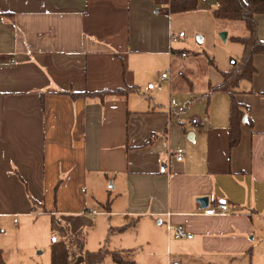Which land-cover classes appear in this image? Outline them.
Returning a JSON list of instances; mask_svg holds the SVG:
<instances>
[{"label": "crops", "instance_id": "0c3cea01", "mask_svg": "<svg viewBox=\"0 0 264 264\" xmlns=\"http://www.w3.org/2000/svg\"><path fill=\"white\" fill-rule=\"evenodd\" d=\"M167 6V0H0L2 253L22 239L20 221L36 212L89 213L129 233L119 249L138 246L145 257L138 264H264V55L254 56L256 72L239 84L236 99L249 108L251 124H241L231 149L229 96L209 88L241 56L232 37L247 30L242 22L214 19L216 0L181 13ZM256 19L264 40V14ZM173 55L193 59L181 64ZM148 56L166 62L170 74L184 75L202 57L206 67L201 82L190 70L184 88L160 76L169 79L163 93L146 97L143 84H161L149 75ZM129 87L135 89L103 98L67 93ZM172 98L199 103L197 117H182ZM177 147L181 160L172 154ZM217 203L228 212L203 213ZM169 224L182 225L186 236L173 237Z\"/></svg>", "mask_w": 264, "mask_h": 264}, {"label": "rangeland", "instance_id": "374dc122", "mask_svg": "<svg viewBox=\"0 0 264 264\" xmlns=\"http://www.w3.org/2000/svg\"><path fill=\"white\" fill-rule=\"evenodd\" d=\"M231 24H241V22L234 21ZM236 30L239 31V28ZM198 36L202 37L199 34ZM219 42L221 43L223 41L220 39ZM228 44L229 43H225L224 45L230 46ZM238 46L240 45L238 44ZM204 51L209 53L207 50ZM191 54L193 53L191 52ZM146 59L148 60L147 66L149 75L152 78L158 77L159 83H161L160 85H154L153 83L143 84L140 92L144 93L146 97H150L154 91L163 93L164 89L160 88L162 82L168 83L171 77L176 79L179 87L184 88L188 85L186 77L190 70L193 71V73H196L197 76L199 75L200 79L206 67L204 64L205 57H202L201 59H198L196 68L187 66V69L189 70H185L184 75H180L176 72L170 74L168 64L166 65V62H161L158 56H148ZM173 59L183 64V61L193 58L188 57L184 59L173 55ZM162 72H164L166 76H169L168 80L162 81L161 79L160 81ZM194 84L198 85L196 82ZM197 87L198 86H196V88ZM199 106L200 104L194 101L187 105L181 104V101H179V105L177 104L175 109L180 111L182 117H188V119H191L192 117H197L195 116V111ZM195 119L198 120L199 118ZM98 208L96 207V209ZM98 210L101 211L100 208ZM106 218L107 217L104 215L98 214L91 216L89 213H83L78 216L52 217L49 213L36 212L35 217L20 221L22 225L24 224L22 228V239L17 244H10L7 247L4 246L5 250H3L4 252L2 253L4 262L5 264H81L83 253L85 251L92 252L97 251L100 248H104L108 251H123L119 249V247L127 242V239H129V233L115 232L112 228L110 230V228H108L109 225L106 222L108 219ZM70 234H75L77 237L83 238L84 244L82 249H79L76 245L77 242L75 238L70 239L68 237ZM69 241L71 243H69ZM137 247L126 255V258L134 260L135 264H138L140 260L143 261L145 258L140 255ZM145 248L146 246L142 248V252ZM116 263L117 262H115L109 254L106 255L103 261L99 264Z\"/></svg>", "mask_w": 264, "mask_h": 264}, {"label": "trees", "instance_id": "16d2710c", "mask_svg": "<svg viewBox=\"0 0 264 264\" xmlns=\"http://www.w3.org/2000/svg\"><path fill=\"white\" fill-rule=\"evenodd\" d=\"M200 0H167V12L181 13L194 10L198 7ZM202 1V0H201ZM206 1V0H203ZM217 6L212 10V16L216 20L240 21L244 24L247 35L243 37L235 36L232 39L242 45V54L237 59H233L231 66L226 71H221L222 81L215 86H210L209 91L224 92L229 96V148H233L240 141V126L243 124V116L248 112V107H243L236 99L239 84L244 80H251L256 72L253 59L257 54L264 55V40L258 37V22L256 16L264 14V0H216ZM210 64L215 66L212 56H208ZM216 67V66H215ZM134 87L127 89L99 90V91H80L67 92L72 98L81 97H105L107 95H125ZM246 123L251 124L249 117ZM68 237L75 238L79 249L83 248V238L70 234ZM67 237V238H68ZM69 243H71L69 241ZM129 250L108 251L100 248L97 251H85L81 264H99L106 255H111L118 264H135L134 260L126 258ZM0 264H5L2 251L0 250Z\"/></svg>", "mask_w": 264, "mask_h": 264}, {"label": "built area", "instance_id": "2783aa9c", "mask_svg": "<svg viewBox=\"0 0 264 264\" xmlns=\"http://www.w3.org/2000/svg\"><path fill=\"white\" fill-rule=\"evenodd\" d=\"M217 6V4H216ZM177 35H171V41H177L178 40ZM179 56L185 57L187 56L186 52H178ZM163 78L166 77V74L163 73L161 75ZM176 100L174 98H172L170 100V107H174L176 106ZM192 123H197L196 119H192ZM173 156L175 157L176 160H181L183 158V148L182 147H177L176 149L173 150L172 152ZM228 205L226 203H217L213 206L207 207L206 209H204L203 213L207 214V215H215V214H224L228 212ZM95 213V212H93ZM167 229L170 231L171 235L175 238H183L186 236V232L183 228L182 225H168ZM169 264H179L177 260H170Z\"/></svg>", "mask_w": 264, "mask_h": 264}, {"label": "water", "instance_id": "95a60500", "mask_svg": "<svg viewBox=\"0 0 264 264\" xmlns=\"http://www.w3.org/2000/svg\"><path fill=\"white\" fill-rule=\"evenodd\" d=\"M219 37L222 39V40H225V37H226V32L222 31L219 33ZM246 120V116H243V119L242 121L244 122ZM198 202H200V204H207V198L205 196L203 197H199L197 198Z\"/></svg>", "mask_w": 264, "mask_h": 264}]
</instances>
